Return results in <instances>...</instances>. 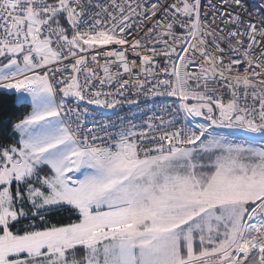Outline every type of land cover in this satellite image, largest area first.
Listing matches in <instances>:
<instances>
[{
    "label": "snow or ice",
    "instance_id": "6c2138e0",
    "mask_svg": "<svg viewBox=\"0 0 264 264\" xmlns=\"http://www.w3.org/2000/svg\"><path fill=\"white\" fill-rule=\"evenodd\" d=\"M0 264H264V0H0Z\"/></svg>",
    "mask_w": 264,
    "mask_h": 264
},
{
    "label": "built area",
    "instance_id": "2783aa9c",
    "mask_svg": "<svg viewBox=\"0 0 264 264\" xmlns=\"http://www.w3.org/2000/svg\"><path fill=\"white\" fill-rule=\"evenodd\" d=\"M248 2H249L250 4H251V3H255V0H248ZM219 34L222 35L223 33H219ZM161 63H163V61H161ZM139 99H140L141 101H143V97H140ZM151 107H153V105H152L151 103L144 104V103L142 102V103L140 104V107H139V108H133V111H136V112H139V111H147L148 108H151ZM156 107H160V104L157 103ZM124 108L127 109V108H128V105L125 104ZM106 111H108V110H98L97 113H96L97 117H98L99 119H101V120L106 119L107 116H105V115H101L102 112H106ZM109 114H111V113L109 112ZM122 114H129V115H130L131 113H125V112L122 111ZM113 118H114V117H113Z\"/></svg>",
    "mask_w": 264,
    "mask_h": 264
},
{
    "label": "trees",
    "instance_id": "16d2710c",
    "mask_svg": "<svg viewBox=\"0 0 264 264\" xmlns=\"http://www.w3.org/2000/svg\"><path fill=\"white\" fill-rule=\"evenodd\" d=\"M9 142H11V141H9Z\"/></svg>",
    "mask_w": 264,
    "mask_h": 264
}]
</instances>
